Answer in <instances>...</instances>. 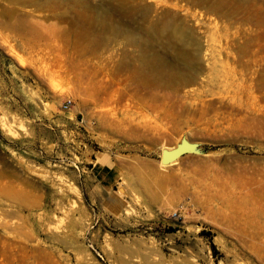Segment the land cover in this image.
I'll list each match as a JSON object with an SVG mask.
<instances>
[{
  "label": "rangeland",
  "instance_id": "374dc122",
  "mask_svg": "<svg viewBox=\"0 0 264 264\" xmlns=\"http://www.w3.org/2000/svg\"><path fill=\"white\" fill-rule=\"evenodd\" d=\"M0 264H264V0H0Z\"/></svg>",
  "mask_w": 264,
  "mask_h": 264
},
{
  "label": "crops",
  "instance_id": "0c3cea01",
  "mask_svg": "<svg viewBox=\"0 0 264 264\" xmlns=\"http://www.w3.org/2000/svg\"><path fill=\"white\" fill-rule=\"evenodd\" d=\"M121 173V168L107 159L95 161L88 167V178L104 194L106 206L113 212L122 209V200L113 191Z\"/></svg>",
  "mask_w": 264,
  "mask_h": 264
},
{
  "label": "bare ground",
  "instance_id": "6f19581e",
  "mask_svg": "<svg viewBox=\"0 0 264 264\" xmlns=\"http://www.w3.org/2000/svg\"><path fill=\"white\" fill-rule=\"evenodd\" d=\"M195 146V145H194ZM182 147V146H181ZM180 147V148H181ZM193 145L190 144V148H192ZM186 148V146H185ZM180 151V150H179ZM181 152V151H180ZM175 152L173 151L172 153H169L167 152L163 147H162V156H163V159L161 160V164H164L167 160L171 159V158H174L175 157ZM178 154V153H177ZM180 154V153H179ZM161 156V158H162Z\"/></svg>",
  "mask_w": 264,
  "mask_h": 264
},
{
  "label": "built area",
  "instance_id": "2783aa9c",
  "mask_svg": "<svg viewBox=\"0 0 264 264\" xmlns=\"http://www.w3.org/2000/svg\"><path fill=\"white\" fill-rule=\"evenodd\" d=\"M70 101H68V100H66V101H64V102H62V104H61V110H67L69 107H70ZM177 215V213L176 212H173V214H172V216L173 217H175Z\"/></svg>",
  "mask_w": 264,
  "mask_h": 264
},
{
  "label": "water",
  "instance_id": "95a60500",
  "mask_svg": "<svg viewBox=\"0 0 264 264\" xmlns=\"http://www.w3.org/2000/svg\"><path fill=\"white\" fill-rule=\"evenodd\" d=\"M172 151H174L176 154L178 153L177 150H172ZM176 154H175V156H176ZM162 159H163V156H162L161 160H162Z\"/></svg>",
  "mask_w": 264,
  "mask_h": 264
}]
</instances>
